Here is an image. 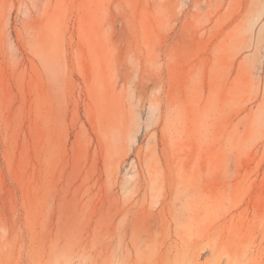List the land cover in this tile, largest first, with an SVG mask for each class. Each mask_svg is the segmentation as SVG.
Segmentation results:
<instances>
[{
	"label": "rangeland",
	"instance_id": "obj_1",
	"mask_svg": "<svg viewBox=\"0 0 264 264\" xmlns=\"http://www.w3.org/2000/svg\"><path fill=\"white\" fill-rule=\"evenodd\" d=\"M134 219L264 264V0H0V264H119Z\"/></svg>",
	"mask_w": 264,
	"mask_h": 264
},
{
	"label": "bare ground",
	"instance_id": "obj_2",
	"mask_svg": "<svg viewBox=\"0 0 264 264\" xmlns=\"http://www.w3.org/2000/svg\"><path fill=\"white\" fill-rule=\"evenodd\" d=\"M125 210V209H124ZM124 210L122 211V214L125 216V215H128V210L127 211H125L124 212ZM190 209H188V211H189ZM121 211H119L120 212V214H121ZM190 212V211H189ZM134 213V212H133ZM133 213H131L132 215H133ZM121 214V216L122 217H124L123 215ZM136 214V217H137V215H138V211H137V213H135ZM142 214V213H141ZM151 214V213H150ZM149 214V212H148V214H147V218L143 215V216H141L140 218L142 219V217H145L144 218V220H150V226L148 227V225H147V229L146 230H149V228H151V219H148V217L149 218H151L150 216L152 215H150ZM183 214V213H182ZM185 214V213H184ZM111 215V214H110ZM109 215V216H110ZM148 215H150V216H148ZM163 215L164 214H162V217H161V219H166V217H163ZM170 215V214H169ZM173 215V214H172ZM112 216V215H111ZM116 217H117V214L115 215ZM176 216H178V215H173V220L174 221H177V220H175L176 218L175 217ZM135 217V216H134ZM135 217V218H136ZM180 217V216H179ZM133 217H131V219H132ZM138 218V217H137ZM140 219V223H142L143 225V227H144V225L146 226V224H144V223H147V222H145V221H143V220H141ZM193 219V218H192ZM110 220V219H109ZM114 220V219H113ZM120 220V219H119ZM133 221H135V223H133L132 224V227L135 225L136 227H138V225H136V223L138 222V219H134ZM137 221V222H136ZM142 221V222H141ZM173 221V222H174ZM127 222V221H126ZM125 222V223H126ZM161 222L162 223H164V222H166V220L163 222L162 220H161ZM195 222V221H194ZM154 222H152V224H153ZM168 223H170V222H168ZM175 223V222H174ZM191 223V222H190ZM190 223L188 224V225H190ZM124 224V223H123ZM138 224V223H137ZM181 225V224H180ZM182 225H184V224H182ZM139 226H141L140 224H139ZM141 226V227H142ZM168 226H169V224H168ZM177 226H178V223H177ZM190 226H193L192 224L190 225ZM140 227V228H141ZM143 227H142V229H143ZM180 227H183V226H180ZM186 227V225L184 226V228ZM189 227V226H188ZM134 228V229H133ZM133 228H131V230L130 231H132L133 230V232H130V233H132V234H130V235H128V233H127V230H124V228L118 233V234H112V233H110L111 235H109V233H108V235H109V239H118V241L120 242V243H125V241H127V239H129L128 240V243H127V249H126V253L127 254H125L124 255V257L120 260V263L119 264H180L179 263V254L177 253V252H175V253H173V250H174V248H176V247H178L177 245H178V242L180 241V242H183L182 244H183V246L182 247H185V246H188V245H184V243H189L188 241V239H192V238H190V236H189V234L190 233H188V235H187V233L185 234V235H183V234H181V236L179 235L181 232H180V229H179V232H178V234H176L177 233V231H176V235H179L178 237L174 234V236L177 238V239H175V240H172V237L171 236H167L168 234H166L167 233V230H166V236L168 237V239L169 240H171V243H170V246L168 247V248H166L164 251H162V250H160V251H158L157 252V247L155 248V250H154V252L155 253H151V252H148V251H146L145 249L146 248H148L147 247V245L146 244H148L147 243V241L144 239V233L146 234V230H145V228L143 229L144 231H142V230H140V228L138 227V229L141 231V233H140V231L139 230H135V227H133ZM167 228V227H166ZM168 228H170V227H168ZM174 228H176V230H177V227L175 226ZM184 228H183V230H184ZM187 228V227H186ZM190 229V228H189ZM170 230V229H169ZM168 230V231H169ZM188 230V229H187ZM187 230H184V231H187ZM136 231H138V232H136ZM155 231V230H154ZM157 231V232H156ZM155 231V234H152L153 235V239H155V241H158L159 243H160V241H161V243L163 244V246H164V244H166V243H163V241H164V239L166 238V237H164V235L160 232V231H158V230H156ZM183 231V232H184ZM191 231V230H190ZM115 232V231H114ZM134 232H136V233H134ZM148 232V231H147ZM175 232V231H174ZM189 232V231H188ZM193 233V232H192ZM169 234H170V232H169ZM107 235V234H106ZM183 235V236H182ZM187 235V236H186ZM191 235V234H190ZM104 236V235H103ZM1 237H3L2 239L0 238V250H2L3 248H6V249H8V254H7V256H11L12 254H13V248L15 247L16 248V246H17V242L16 243H14V241H12L11 242V240L10 239H7L8 237H6V238H4V236H1ZM4 239V240H3ZM149 239V238H148ZM153 239H150L151 241L150 242H152V245H153ZM3 240V241H2ZM160 240V241H159ZM167 240V239H166ZM169 240H167V241H169ZM188 240V241H187ZM191 241H193V239L191 240ZM191 241H190V244L192 245V243H191ZM157 242V243H158ZM21 243L22 244H20V249H22L23 250V245H24V243H23V240L21 241ZM156 243V242H155ZM174 243V244H173ZM194 243V242H193ZM129 244H131V246L132 247H130V245ZM151 244V243H150ZM203 244V243H202ZM146 245V248L144 249V246ZM149 245V244H148ZM160 246H161V244H159ZM173 245V246H172ZM154 246V245H153ZM162 246V247H163ZM201 246V245H200ZM200 246H198V247H200ZM25 247V246H24ZM181 246H180V249L182 248ZM189 247V246H188ZM188 247H185L186 248V250L187 251H189L190 250V248H188ZM19 248V247H18ZM196 248V247H195ZM194 248V250H196ZM160 249H161V247H160ZM179 249V248H178ZM183 249V248H182ZM19 250V249H18ZM22 250H19L18 251V253H17V255H16V257H15V259H16V261L13 263V264H29L27 261L29 260L31 263L30 264H48V263H51V264H58L59 262L60 263H62V264H64V263H67V259H66V257L64 258V256H63V258H62V256L61 255H59V254H50L48 257H46V255H44V256H40L39 257V255H34V256H32L30 259H28L27 257V259H25L24 261H25V263H24V261H23V259H21V258H24V257H22L21 256V251ZM148 250V249H147ZM152 250V251H153ZM186 250H182L181 252L183 253V252H185ZM178 251V250H177ZM21 252V253H20ZM49 252V251H48ZM123 252V251H122ZM132 252H134V255H135V257L133 256V254H132ZM194 252V251H193ZM193 252H192V254H193ZM0 253H1V251H0ZM185 253H187V252H185ZM185 253H184V255L183 254H180L181 256L180 257H182V258H184L185 257ZM178 254V255H177ZM188 254V253H187ZM186 254V255H187ZM191 254V255H192ZM184 257H183V256ZM67 257H68V255H67ZM132 257H133V260H132ZM186 258V257H185ZM185 258H184V260H185ZM71 260V259H70ZM183 260V261H184ZM69 261V260H68ZM183 261H181V263H183ZM27 262V263H26ZM191 263V260L189 259V261L187 260V264H189V263ZM94 263V262H93ZM109 263V262H108ZM192 264V263H191ZM253 264V263H252Z\"/></svg>",
	"mask_w": 264,
	"mask_h": 264
}]
</instances>
